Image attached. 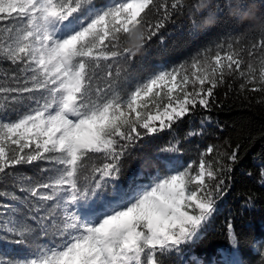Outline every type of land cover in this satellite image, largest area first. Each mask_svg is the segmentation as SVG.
Instances as JSON below:
<instances>
[{
  "label": "snow or ice",
  "instance_id": "6c2138e0",
  "mask_svg": "<svg viewBox=\"0 0 264 264\" xmlns=\"http://www.w3.org/2000/svg\"><path fill=\"white\" fill-rule=\"evenodd\" d=\"M185 6L0 0V62L18 68L0 73V240L27 249L0 264H168L173 255L184 264L183 249L215 211L209 181L219 193L218 177L238 163L237 150L224 153L230 164L218 161L216 171L205 160L216 151L210 145L198 167L193 160L126 186L118 183L122 162L143 138L171 130L197 106L208 109L226 74L238 72L251 91L264 92V39L250 44L246 68L243 48L220 44L214 54L132 82L136 53L125 43L132 27L143 26V46ZM161 9L153 21L149 14ZM33 165H43L44 179L22 171ZM232 233L229 224L235 246ZM224 264L238 262L233 254Z\"/></svg>",
  "mask_w": 264,
  "mask_h": 264
},
{
  "label": "trees",
  "instance_id": "16d2710c",
  "mask_svg": "<svg viewBox=\"0 0 264 264\" xmlns=\"http://www.w3.org/2000/svg\"><path fill=\"white\" fill-rule=\"evenodd\" d=\"M116 2L119 0H97L101 8ZM159 2L170 5L172 0ZM195 2L186 0V6L173 12L170 21L136 52L130 69L132 82L146 80L164 69L190 64L194 57L208 49L214 54L220 44L225 49L229 43L234 49L243 48L242 68H246L250 44L264 39V0H211L199 13L192 8ZM243 11H250L249 18L240 19ZM163 12L161 9L149 15L155 21L163 18ZM210 13L214 14L215 22L203 26L202 21ZM5 72L11 75L18 72V68L0 62V73ZM241 84L246 82L238 72L226 74L225 83L214 90V102L208 109L197 106L171 130L143 138L122 162L118 183L126 186L134 178L148 182L166 168H182L193 160L198 167L199 153L210 145L216 151L206 155L205 160L216 171L220 168L218 161L230 164L223 154L237 150L238 163L218 177L223 179L219 193L216 192L217 181H209L215 211L200 236L183 249L180 259L184 264H224L225 258L233 254L238 257V264H264V92L251 91L252 84L241 89ZM166 92L165 89L162 94L165 102ZM175 95L181 93L177 91ZM145 102L148 103V98ZM149 110L155 112L150 103ZM9 115L15 119L14 113ZM189 132L197 134L189 136ZM176 143L179 151H165ZM42 166H26L22 171L44 179L45 174L39 172ZM229 224L236 236L235 246L228 234ZM3 234L0 232V236ZM26 253L23 246L0 240V259L23 257ZM168 264H178L175 255Z\"/></svg>",
  "mask_w": 264,
  "mask_h": 264
},
{
  "label": "clouds",
  "instance_id": "9594fccd",
  "mask_svg": "<svg viewBox=\"0 0 264 264\" xmlns=\"http://www.w3.org/2000/svg\"><path fill=\"white\" fill-rule=\"evenodd\" d=\"M186 2V0H185ZM211 0H196L193 3L192 8L195 9L197 13L203 11L205 8L209 6ZM250 11H243L240 14V19H247L250 16ZM215 22L214 14L210 13L208 17H206L202 24L203 26H211ZM199 26V25H198ZM146 35L143 26H133L128 34V38L126 40V46L130 49V51L136 53L140 50L143 44V37Z\"/></svg>",
  "mask_w": 264,
  "mask_h": 264
},
{
  "label": "rangeland",
  "instance_id": "374dc122",
  "mask_svg": "<svg viewBox=\"0 0 264 264\" xmlns=\"http://www.w3.org/2000/svg\"><path fill=\"white\" fill-rule=\"evenodd\" d=\"M235 260L238 261V257H235Z\"/></svg>",
  "mask_w": 264,
  "mask_h": 264
}]
</instances>
